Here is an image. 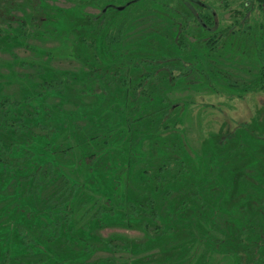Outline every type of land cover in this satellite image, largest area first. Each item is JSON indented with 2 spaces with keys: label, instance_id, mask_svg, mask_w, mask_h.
<instances>
[{
  "label": "trees",
  "instance_id": "16d2710c",
  "mask_svg": "<svg viewBox=\"0 0 264 264\" xmlns=\"http://www.w3.org/2000/svg\"><path fill=\"white\" fill-rule=\"evenodd\" d=\"M81 4L100 11L80 8L75 17L50 18L54 28L78 38L73 45L78 48L64 56H74L78 67H52L56 56L63 57L48 52L43 54L48 60L23 61L36 71L21 83L23 100L7 97L15 95L0 87V197L6 201L0 207V264L78 263L75 256L42 247L67 248L73 238L67 237L82 227L74 226L75 209L91 195L62 168L77 146L86 149L92 164L106 158L124 168L125 182L115 178V166L105 177L92 179L105 188L107 201L90 219L97 225L117 217L123 226L141 230L145 238L132 248L134 255L147 252L140 264H193L217 252L242 261L264 254V106L250 121L232 126L224 120L218 131H206L199 152L189 143L183 119L186 107L198 103L173 102L169 96L206 86L213 94L231 92L237 98H242L235 92L239 87L264 94V0ZM224 12L228 18H222ZM35 22L43 18H33L31 24ZM1 36L10 41L19 34L0 30ZM225 49L255 63L239 76L254 79L239 82L224 68L219 61ZM75 93L95 108L52 101ZM144 140L150 142L147 153L139 146ZM222 224L228 228L221 230ZM82 228L74 251L81 264H118L107 258L91 262L96 245L83 237L98 234L89 224ZM12 233L13 238L5 237ZM156 246L159 251H149ZM15 251L24 252L30 262L21 261Z\"/></svg>",
  "mask_w": 264,
  "mask_h": 264
},
{
  "label": "rangeland",
  "instance_id": "374dc122",
  "mask_svg": "<svg viewBox=\"0 0 264 264\" xmlns=\"http://www.w3.org/2000/svg\"><path fill=\"white\" fill-rule=\"evenodd\" d=\"M82 1L83 0H2L0 2V6H2L0 8V30H9L10 33L12 32L16 35L19 34V37H15V39L10 41L6 40L4 36H1L4 38H0V87H3L8 94L15 95L7 97L18 100H23V98L26 97L21 96V90L23 87V84L21 85V83L27 82L26 74H28V72H33L34 69H27V66L22 64L23 61H31L32 59L38 60V58L43 57V54L54 52L59 54L58 56L63 57V59H59L56 56V59L51 62L52 67H59L62 68V70L76 69V67H78L79 61L74 56L73 58H64V56L73 52L72 50L75 51L78 48V46H73L74 43L78 44V38L73 33L67 32V30H58V28H54L50 23V18L55 16L56 19H62L65 14H68L69 17H75L77 15L76 10H79L80 8H84V11L91 14L99 13L100 8L92 7L90 4L82 6ZM39 5L45 10L43 16L39 11V8H41ZM45 6H48L52 10L49 9L46 11ZM228 14L229 13H225L224 15L221 14V16H223L222 18H228ZM36 17H42L43 22H35L34 24L32 23V25L31 20ZM24 25L27 27L26 31ZM27 35L31 36L26 37ZM233 52L234 51L225 49L224 52L221 53L219 62L225 65L224 68L229 70L233 77L235 79L237 78L239 82H242L245 78L246 80L254 79L253 75H249V77H239L242 73V68L246 67L252 69L255 63L252 62V60L249 61L241 58ZM220 80L224 83L222 78ZM34 81H39V79ZM206 87L190 89L189 92L181 89L169 93V96H173L174 98L173 102H185L187 100L198 103L194 108L189 106L186 107L187 109L185 110L183 119L189 143L194 148L198 149L199 152L201 150L202 137L204 138L206 131H218L224 120L232 123V126H234L236 122L250 121L256 116L257 109L264 106V94L261 92H256L251 89L249 90L245 87H239L235 89V92H239L242 98H237L238 95H235V93H227L226 91V93L213 94L208 88L206 89ZM66 97L68 98H59V96H55L52 101L55 105H60L66 99L67 101L72 100L81 103L79 106H87L89 111L95 108L93 105L92 107L86 105L88 103L85 99L86 96H79V94L75 93L74 96ZM88 98L94 100L93 96H89ZM97 98L100 99L99 96H97ZM97 98H95L96 102L98 101ZM82 100L85 102L82 103ZM110 100L113 101V99ZM208 103L215 104L214 106L216 107L213 109L210 106L206 109L207 106L205 105ZM100 106L103 107V104ZM105 106L109 107V103L106 102ZM65 107L67 108L69 106ZM219 109L221 111H219ZM64 112L67 113V111ZM82 124H84V122H82ZM149 143L148 140H144L139 146L147 153L150 146ZM87 155L86 149H82L81 146L75 147L74 151L69 153L68 159L64 160L65 162H62V168L65 169L68 176L81 180L86 186V192L93 198L88 197L84 202L79 203L75 209L74 216V226L76 229L80 228V226L83 227L84 225L89 224L91 229H94L93 232H97L98 234V238H91L90 236V239H87V236L83 237L91 244L93 243L96 245V249L93 250L92 255L90 254L91 256H89V259L91 262L93 260H103L107 258L108 260L110 259V261L115 260L118 264H140L138 261H140V258L146 255L147 252H140L134 255L132 248L134 247L133 242L138 240L143 241L145 238L144 233L141 230L123 226L122 219L117 217L106 218L105 221H101L97 225L92 223V220L90 219L96 209L107 201V195L103 192V189L105 188H99L92 179H94V177L98 178L99 176L105 177L108 175V170L110 171L111 169L110 167L115 166L116 168L113 170L116 173L115 178L120 177L123 182H125L126 172L121 164H116V162L110 161L106 158H102L92 164L89 162L90 160H88ZM70 164H72V166H67ZM140 166L141 165H138L137 167ZM92 186L99 189V191L95 193L91 189ZM16 193V190L12 191L13 198L10 201L13 203L15 202ZM4 200L5 198L3 197L0 201V207L3 204H6V201ZM30 206L31 207L29 208L33 207V205ZM82 227L77 231L78 234L76 233V236L70 235L67 237V239L73 237L70 242H67V248H62L61 245L58 247L54 244L48 246L45 245V243L42 247L49 252L57 253L58 251H61L67 257L75 256L78 260V263L75 264H81L79 260L80 255H76L78 252L74 251L79 250L80 245L76 244V240L82 238V231H84ZM227 228L226 224L220 226L221 230H226ZM216 234H218L217 231ZM13 235L14 234L12 233L11 235L4 236L11 239L13 238ZM65 235L66 233L63 232L61 240L65 241ZM63 241L62 244L65 243ZM109 241L112 244L111 246L106 244ZM149 251L156 252L159 251V248L156 246L155 249ZM15 253L19 256L21 261L28 260V263L30 262V258L25 256L24 252L15 251ZM46 255V253H43L41 257H46L45 259L47 261L48 256ZM0 258L3 257L0 255ZM202 258L205 259V255ZM242 258L243 261L241 260V256L224 255L217 252L206 261L199 260L197 263L193 264H202V262L203 264H264V254L256 255L254 259L249 256ZM249 259L251 261L247 262ZM152 264L163 263L158 262Z\"/></svg>",
  "mask_w": 264,
  "mask_h": 264
},
{
  "label": "water",
  "instance_id": "95a60500",
  "mask_svg": "<svg viewBox=\"0 0 264 264\" xmlns=\"http://www.w3.org/2000/svg\"><path fill=\"white\" fill-rule=\"evenodd\" d=\"M120 9H122L123 7H119Z\"/></svg>",
  "mask_w": 264,
  "mask_h": 264
}]
</instances>
